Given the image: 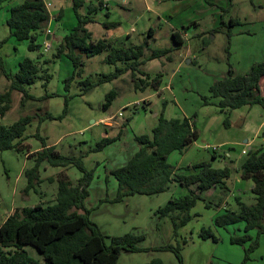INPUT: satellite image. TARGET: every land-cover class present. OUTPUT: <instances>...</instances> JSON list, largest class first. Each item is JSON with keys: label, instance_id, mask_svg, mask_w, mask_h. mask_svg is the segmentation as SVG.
<instances>
[{"label": "rangeland", "instance_id": "obj_1", "mask_svg": "<svg viewBox=\"0 0 264 264\" xmlns=\"http://www.w3.org/2000/svg\"><path fill=\"white\" fill-rule=\"evenodd\" d=\"M21 1L7 0L1 4L0 60L11 72L18 69V62L25 57L38 60L40 77L25 85L32 97L23 103L20 102L21 92L12 90L10 109L0 117V123L8 125L25 114L35 115L25 130L29 137L23 142L29 148L20 152H0V224L18 201L30 206L38 201H54V186L60 171L63 170L74 183L81 176L75 167L63 169L42 162L39 175L46 178L27 192L29 199H24L28 201L22 200L25 195L22 189L27 183L23 171L34 165L30 153L41 148L40 140L33 136L39 133L48 146L54 145L60 153L84 156L85 167L92 170L84 205L89 218L105 235L135 233L144 236L139 245L147 250L122 251L117 264H151L155 259L161 264H179L171 250L159 249L167 245L181 248L183 264H264V233L257 236V230L252 229L248 231L251 239L240 245L231 243L230 236L244 234L243 221L225 228L213 222L226 210H238L237 197L247 205L255 203L252 182L240 178L239 170L247 155L242 153L243 149L264 147V108L258 103L244 104L227 113L214 103L203 102L204 97L213 100L209 87L226 74L229 65L236 72L245 73L251 64L264 60V0H83L77 10L81 16L90 17L84 26L91 32V39L109 32L110 36H122L127 43L147 40L145 55L155 47L173 44L170 59L162 55L140 64L150 75L161 73L158 89L136 85L129 69L117 77L100 81L116 65H124L121 61L106 62V50L88 57L83 55V69L79 73L69 57L55 55L62 35L77 22L72 0H45L49 13L59 14L50 29L54 30L52 38H47L51 44L48 50L43 49L46 24L37 35L40 46L35 49L28 48V39L16 40L9 36L6 23L9 7ZM230 18L236 22L230 23ZM105 21L114 22V25L105 29ZM170 26L186 31L185 39L176 48L177 43L169 33ZM150 27L156 38L147 35ZM4 38L6 40L2 41ZM46 73L49 74L47 80ZM135 75L145 77L137 70ZM261 82L264 92V76ZM90 83L93 85L88 87ZM8 85L9 80L0 69V92ZM110 89L116 90V94L104 110L102 103ZM143 98L149 103L143 102ZM65 99L67 109L62 118L40 120L45 112L54 117L62 115ZM160 114L167 119L188 117L198 132L196 141L185 151H173L168 155L169 164L184 167L206 161L214 168H229L226 188L217 186L205 191L203 199L197 200L191 208V219L176 233L169 217L158 218L154 212L170 198L186 195L188 189L185 187L171 182L167 191L158 194H134L121 202L112 201L117 181L111 171L139 149L135 135L151 136ZM109 116L116 122L111 120L107 122L111 125L105 124V127L103 121ZM226 118L228 123H225ZM105 131L109 137L120 132V137L101 150L90 151L104 137ZM212 154L216 158H212ZM262 223L264 225V217ZM202 228H210L217 240L203 239L200 236ZM254 240L257 246L247 251ZM27 250L32 257L41 258L33 247Z\"/></svg>", "mask_w": 264, "mask_h": 264}, {"label": "trees", "instance_id": "obj_2", "mask_svg": "<svg viewBox=\"0 0 264 264\" xmlns=\"http://www.w3.org/2000/svg\"><path fill=\"white\" fill-rule=\"evenodd\" d=\"M3 1L7 0H0V7ZM72 1L77 22L62 36L57 44L55 55L64 54L69 57L79 73L83 69V55L88 57L106 50L104 58L106 62L121 61L124 65H116L115 69L105 74L100 81L117 77L129 69L136 85L140 84L144 87L150 85L157 89L161 84V73L150 75L149 72L140 68V64L147 59L162 55L170 59V51L174 48L172 46L157 47L145 55L144 46L147 40L143 43H119L105 37L91 39V32L84 26L90 17L81 16L77 10L83 0ZM49 18L48 3L45 0H23L10 5L6 17L9 36H13L16 40L28 39V48L35 49L40 46V43L36 41L37 35L40 34ZM235 22L230 18V23ZM103 25L109 27L114 25V22L105 21ZM153 30L150 27L147 35L151 36ZM171 37L175 43H182L176 30L171 32ZM0 69L9 80L8 88L0 92V117H3L10 109L12 90L21 92V103L32 97L26 91L25 85L35 82L40 77V66L38 60L25 57L18 62V69L15 72L6 70L1 60ZM136 70L142 72L145 77L137 78ZM263 76L264 60L251 64L245 73H238L229 65L226 74L214 80L209 87L210 95L214 97L213 100L204 97L203 102L214 103L221 111L227 113L244 104L258 103L264 108V92L261 89ZM48 77L49 74L46 73V80ZM92 85L93 83H90L88 87ZM115 94L114 89L106 92L102 103L104 110L108 108ZM66 105L67 100L65 99L62 115L54 117L45 112L40 120L62 118L67 109ZM34 118L35 115L25 114L11 124L0 123V152L5 150L20 152L28 149L29 145L23 142L29 137L25 135V130ZM127 122L124 125H127ZM225 123H228L227 118ZM262 134L264 135V132ZM33 136L40 140L41 148L30 153L34 165L24 171L27 183L22 189L23 193L27 194L35 184L40 183L39 167L42 162H47L54 167H75L81 176L74 183L62 170L57 176L56 195L52 203L40 201L32 206L13 209L0 224V264H117L122 251H146V248L139 245L144 239L143 235L125 233L121 236H108L89 218V212L84 203L88 196L87 187L92 178V170L85 167L84 156L64 155L54 145L48 146L39 133ZM119 137L120 132L114 137H102L90 151L101 150L118 140ZM197 138L198 132L190 118L167 119L160 114L157 125L152 128L151 136L135 135L134 139L139 144V149L125 163L111 171L117 181V191L112 201L121 202L134 194H158L168 190L169 184L175 182L188 189V193L182 197L170 198L158 207L154 214L158 218L169 217L174 233H176L179 227L184 226L191 219L190 210L197 200L203 199L202 194L217 186L226 188V179L229 177L228 167L214 168L210 162L206 161L184 167H175L167 162L170 153L185 151ZM246 153L247 155L240 164V177L244 180H251V191L254 194L255 203L247 205L237 197V211L226 210L213 220L215 226L223 228L243 221L244 234L230 236L231 243L240 245L251 239L248 231L256 229L257 236L264 233L262 223L264 217V147L249 149ZM211 157L216 156L212 154ZM206 206L209 205L206 204ZM200 236L203 239L217 240L210 228H202ZM29 246L41 255L40 259L29 254L27 250ZM256 246L257 240H254L247 251L253 250ZM159 249L171 250L179 264H183L179 246L167 245ZM151 264H161V261L155 259Z\"/></svg>", "mask_w": 264, "mask_h": 264}, {"label": "crops", "instance_id": "obj_3", "mask_svg": "<svg viewBox=\"0 0 264 264\" xmlns=\"http://www.w3.org/2000/svg\"><path fill=\"white\" fill-rule=\"evenodd\" d=\"M50 14V13H49ZM59 16V14H50V18H49V21L46 23V26L48 27V30H46L45 32H44V35H45V40H48L47 38H52V35H53V32H54V30H50L51 28H52V25H53V21H54V19H56L57 17ZM181 24H184V23H181ZM56 27H58L57 26V24H56ZM110 27H112V26H109V27H106L105 29H109ZM44 28V27H43ZM170 28L171 29H169L170 31H169V33L171 34V32L173 31V30H176L177 32H178V35H179V38L182 40V42H183V40L185 39V37H186V31L184 30V29H177V27H172V26H170ZM63 36V35H62ZM185 36V37H184ZM102 37H108V38H112V39H114V40H116L117 42H119V43H121V42H123V43H127V41L124 39V38H122V36H120V35H118V36H110L109 35V32H106L105 34H103L102 35ZM102 37H100V38H102ZM128 37V36H127ZM151 37H154V38H156L157 37V35H156V33L154 32V30H153V33H152V35H151ZM44 40V41H45ZM171 46H173V44H171V45H169V46H164V47H171ZM179 46V44H176L175 45V48L176 47H178ZM155 48H157V47H155ZM158 48H163V47H158ZM261 80H262V78H261ZM261 84H262V82H261ZM165 86H167V85H165ZM160 87V86H159ZM158 87V88H159ZM157 88V89H158ZM145 99H147V98H143V102H144V100ZM145 101H148V103H149V100H145ZM105 127H106V125L105 124H103ZM107 135V131H105L104 132V137ZM194 143V142H193ZM26 156H27V158H29L28 157V153H26ZM216 158V157H215ZM62 168V167H61ZM26 169V168H25ZM64 169V168H63ZM240 171V170H239ZM23 174H24V171H23ZM239 176H240V173H239ZM19 177H20V175H19ZM18 176H17V179L19 178ZM52 176H49V179H52L51 178ZM40 178L41 179H44V178H46V177H43V176H40ZM241 178V177H240ZM43 182H45V181H43ZM57 186V185H56ZM56 186H54L55 187V189H56ZM56 191V190H55ZM167 191V190H166ZM29 193H27V194H25V195H23V198H22V200H24V201H28V200H25L24 198H28L29 199ZM56 195V194H55ZM143 195H145V194H143ZM55 199V198H54ZM38 202H40V201H38ZM38 202H35L34 204H36V203H38ZM53 202V201H52ZM52 202H49V203H52ZM33 204V205H34ZM23 206H30V205H28L27 204V202H17V204H13V206L11 207V209H9V211H8V213L6 214V216L4 217V219L13 211V209L14 208H16V207H23ZM4 219L2 220V222L4 221ZM1 222V223H2Z\"/></svg>", "mask_w": 264, "mask_h": 264}, {"label": "built area", "instance_id": "obj_4", "mask_svg": "<svg viewBox=\"0 0 264 264\" xmlns=\"http://www.w3.org/2000/svg\"><path fill=\"white\" fill-rule=\"evenodd\" d=\"M50 47H51L50 42H49L48 40H45V41H44L43 49H44V50H48ZM109 119H110V120H109ZM111 120H113V122H116V121H114V119H111L110 116L107 117L106 120L103 121V122H104V124H107V125L109 124V125H111V123H107V122H109V121H111ZM101 122H102V121H101ZM242 153H246V150L243 149V150H242Z\"/></svg>", "mask_w": 264, "mask_h": 264}]
</instances>
